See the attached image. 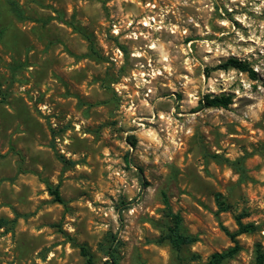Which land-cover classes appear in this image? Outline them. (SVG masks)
Returning a JSON list of instances; mask_svg holds the SVG:
<instances>
[{
	"label": "rangeland",
	"instance_id": "rangeland-1",
	"mask_svg": "<svg viewBox=\"0 0 264 264\" xmlns=\"http://www.w3.org/2000/svg\"><path fill=\"white\" fill-rule=\"evenodd\" d=\"M240 223L221 264L264 252V0H0V264H206Z\"/></svg>",
	"mask_w": 264,
	"mask_h": 264
},
{
	"label": "trees",
	"instance_id": "trees-1",
	"mask_svg": "<svg viewBox=\"0 0 264 264\" xmlns=\"http://www.w3.org/2000/svg\"><path fill=\"white\" fill-rule=\"evenodd\" d=\"M219 68L228 70L230 68H236L240 71L251 72L252 69L249 65L241 60L236 58L228 59L224 64L220 65ZM232 102V98L229 95H218L214 97H206L205 106H213V107H227ZM144 186H146V182H144ZM51 193L55 196V200L58 202H64L63 198L60 195L59 187H49ZM174 217V225L169 227L168 238H170L173 246L179 251L183 244L190 243L194 240L193 237L185 235L181 232V217L179 214H173ZM226 234L230 236L232 241L235 242L234 246L229 247L227 250L222 252H215L213 253L208 262L206 264H221L224 260L233 257L237 252L240 250V244L236 239V236L241 232L250 231L254 228L253 224L243 225L240 223V229L238 233H232L228 228L223 227ZM117 245H118V238L113 235L112 239L108 247L105 249V253L108 257L107 263L109 264H119V257L117 255ZM82 253L87 257V261L85 264H94L92 258L89 255V252L82 248ZM255 264H264V252L258 251L256 254V261Z\"/></svg>",
	"mask_w": 264,
	"mask_h": 264
},
{
	"label": "bare ground",
	"instance_id": "bare-ground-1",
	"mask_svg": "<svg viewBox=\"0 0 264 264\" xmlns=\"http://www.w3.org/2000/svg\"><path fill=\"white\" fill-rule=\"evenodd\" d=\"M145 25H148V22H145Z\"/></svg>",
	"mask_w": 264,
	"mask_h": 264
}]
</instances>
